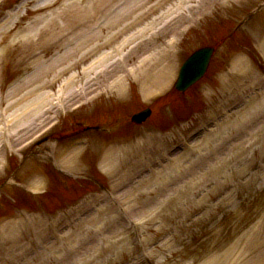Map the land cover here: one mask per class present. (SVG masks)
Returning a JSON list of instances; mask_svg holds the SVG:
<instances>
[{"label":"rangeland","instance_id":"rangeland-1","mask_svg":"<svg viewBox=\"0 0 264 264\" xmlns=\"http://www.w3.org/2000/svg\"><path fill=\"white\" fill-rule=\"evenodd\" d=\"M68 1L49 0V8L56 9ZM5 2L4 7H9L10 0ZM36 3L37 0H31L24 5L26 7L18 11L23 15L20 19L22 24L31 18L33 14H30L29 10L35 7ZM254 5L255 3L250 7L253 8ZM250 7L248 9L241 6L223 12L218 6H212L200 21L194 22L185 32L181 30L178 38L184 53L202 43L213 44L223 35L227 36V41L218 49L219 53H216L206 77L195 87V94L193 89L189 91L195 96L198 94V98H201V101L204 99L206 104L199 102V105L195 106L196 109L192 106L176 108L178 115L174 114L172 119L170 118L172 123H169L173 127L159 136L162 139L160 148L157 144L153 147V142L149 140H139L142 141L139 150H129V153L125 151L126 154L118 157L115 168L106 171L97 165L93 153H89L86 158L79 159V162L69 166L71 175L62 186L46 166L31 164L21 170H14L18 184L28 183L40 176L45 180L42 191L45 193L43 194L48 210L45 209L46 212L41 213L44 219L40 218L44 220L47 229L57 231L56 216L70 223L67 233L53 240L50 246H42L44 256L41 254L27 259L23 264H38L41 261L42 264H261L262 261H259L255 254L264 248V241L260 245L252 239L255 233L264 240V151L259 156L250 149L256 148L252 146H255L256 142H252L258 139L259 130L264 129V114L251 117L252 121L240 124L233 131H224L227 123L238 119V113L243 112L241 109L231 116L224 117L227 119L223 122V128L219 126L205 136L211 138L206 145L199 139L195 147L197 151L169 155L163 166V174L174 173L178 166L181 169L180 174L172 176L170 182L164 186L166 192L161 198L157 192L152 191L148 193L151 197L149 201L147 197L140 198L136 195L144 188L155 186L154 180L151 179L159 172L157 170L163 167L148 166L151 168L140 174L134 173L139 168L137 166L142 164L138 160L145 163L148 159L156 158L159 153H165L166 146L171 141L182 143L183 139L180 138L185 137L189 126L195 124L191 129L199 126L205 114L240 95L243 90L250 88L253 82H258L254 77L259 78L257 74L260 73L253 59L247 55L255 51L254 54L264 62V53L261 50L264 36H261V32L248 29L242 24L234 28L237 21L251 11ZM165 36L160 37L159 41H163ZM178 47L176 45L175 48ZM181 54L179 51V55ZM33 57L24 49L12 50L9 55L11 64L5 68V75H0V127L6 128L15 144L21 141L22 137L21 133L16 135L11 118L15 120L17 113L21 112H18V107L21 106H13L12 103L14 100L21 101L16 100L19 95L26 96L28 84L22 85V82L34 73H30L31 70L25 67L23 75L19 77L17 71L23 66L25 58L32 60ZM236 57H240L241 62L233 67L237 62L234 61ZM14 82L19 83V91L16 94H13ZM126 86L128 92L126 91L122 98L109 92L107 98L100 102V108L90 112L84 104L73 114L71 120L87 119L93 122V116L111 110L122 116L119 124L123 126L117 129V134L123 136H129L135 130L153 131L154 121H158L156 126L159 130L168 125L167 119L157 114L170 106L164 108L160 105L153 107L150 121L142 123L138 129L129 123L126 124L129 112L145 105L141 82L129 78ZM27 96L29 97L28 94ZM27 96L24 104H29L31 100ZM172 97L175 102L177 97ZM69 103L75 101L70 99ZM30 130L22 132V136ZM138 134L140 137L141 134ZM147 149L150 152L144 151ZM34 160L30 159L28 162ZM23 161L28 163L26 159ZM240 167L241 171H238ZM8 168H11L9 164ZM157 175L162 176L160 173ZM138 178L142 180L138 181ZM0 180H3V176ZM87 180H92L90 186L88 182L85 183ZM122 182L127 183L126 189L116 192L117 185ZM14 191L16 193L12 195L15 199L24 195L19 189ZM112 192L116 193L114 195L118 200L125 199L129 202L130 209H127V219L124 221H130L131 225L124 226L122 218L114 217L112 209H109L119 206L120 201L112 199L108 204L109 208L106 202H97L99 197L114 196ZM170 197L171 200L166 205L164 199ZM1 201L6 204L7 210L0 213V216L12 214L13 208L7 199ZM86 202H90L88 205L92 208L84 213L82 208ZM19 203L26 210H20L26 217L34 218L39 215L35 212L36 207L32 201L23 200ZM77 204L78 206L73 208ZM161 208L163 209L160 210ZM69 211L72 213H67ZM83 215L87 216L85 221L82 219L79 223L75 220L70 222L71 219ZM103 217L106 218L102 224L103 228H95ZM89 227V231H86ZM39 228L38 225L30 226L22 234L20 239L24 242L23 246L41 241L40 235L46 229L39 234ZM41 228H44V225ZM7 244L10 243L5 242L0 249V264H8L6 262L9 255L4 252V246Z\"/></svg>","mask_w":264,"mask_h":264},{"label":"bare ground","instance_id":"bare-ground-1","mask_svg":"<svg viewBox=\"0 0 264 264\" xmlns=\"http://www.w3.org/2000/svg\"><path fill=\"white\" fill-rule=\"evenodd\" d=\"M101 5L103 6V9H102L101 12H99V7ZM108 8H109V5L107 4V0H89V1H86V2H84V1L78 2V1L72 0L71 2H68L66 4V7H65L64 11L61 13L62 15L60 16V18H61V20H64L63 23H66V24L69 25V27L74 28L78 24L85 25L87 23V21L82 20L80 22V19L82 17L84 18L85 16L90 15L93 12H95V14H98L99 13V17H96V19H99V18L107 19V18H109L108 16H111L112 13L107 11ZM124 8L125 7H123L122 10ZM115 14H117V15L119 14V16H117L118 18H121L123 16V13L121 14L119 12V10ZM77 17L79 18V22H77V20H76ZM117 17H116V19H117ZM110 20H113V19L109 18L108 21H110ZM110 23H111L110 25H112V22H110ZM66 24H62L63 27L65 26V28H63L62 30L64 31V33H70L71 32V29ZM152 26H153V24L149 25V27H152ZM35 27L36 26H33L30 29H33ZM114 28H115V32H113L114 33V36L115 37H118L121 34V32L123 31V29L122 30H116V28H117L116 26H114ZM133 38H134V36H132L131 34H129V37L126 39L127 41L122 42V44L116 45L117 48L116 47H113L111 50L113 52H117L119 49H121V45L130 42L131 39H133ZM66 42H68V40L65 41L64 43H66ZM129 57H130V53H125L124 54V58L128 59ZM67 58L68 57H61V58H58V60L64 61L63 59L66 60ZM98 60H99L98 63H101L102 64L101 69L98 71V74H106V73H109L110 72V69L112 70V68L115 67V66H110L108 64V58L105 57V56H102L101 58L99 57ZM52 62L56 63V60H53ZM145 65H146V59H143V60H141L138 63L137 66L134 65L135 67H132V69L130 70L129 74L131 76L136 77V78H141L140 79V82L142 84V87L145 85V87H143L144 88L143 91H144V93L147 96L148 94H150L152 91H154L156 89L160 90V89H164L166 87L167 83L169 82L168 79H170V77H171V74H170L171 73V70H170V67H168V69H169L168 70L169 73H168L166 71V69L163 70L162 68H154V67L149 68V66H145ZM45 68H47V67H45ZM45 68H43V69H45ZM68 68H70V65H68V59H67V64L65 65V69H68ZM98 68H99V66H97L95 69L92 68V66H90V67H87L85 69V71H87V72H93L94 71L95 72V71L98 70ZM57 76H59V75H57ZM90 83L91 82H89V81L85 82V86H87ZM95 83L98 84V85H100V88L101 89L106 90V89L109 88V86L106 85L102 79L96 80L93 84H95ZM73 90H74V88H72V92H70V96L73 95V92H74ZM21 98H23V97H21ZM15 104L18 105V104H22V103H21V101H15L14 100L13 103H12V105L14 106ZM31 105L32 106L36 105V99L35 98L32 99ZM25 112H26V114H24L23 116L22 115H18L17 116V120H18V123L19 124L21 123L22 126L27 127L29 125H32V122L30 120L31 119V116H28V115L29 114H32L33 115V114H35V112L32 111V110H30V109H28ZM246 119H247L246 116H243V117L239 118L238 121L235 123V125L236 124H239V123H241L243 121H245ZM205 136H206V134L204 133L203 136H202V138L200 139L201 141L202 140L204 141V145H206V143L208 142L207 139H205L206 138ZM72 158H74V157H70L69 160L71 161ZM175 159H178V158H175ZM115 163H116V160L115 159L110 160V161H105L103 163V165H102L103 166V169L105 171L106 170L113 169L116 166ZM161 167H163V166H161ZM180 169H181V167L178 166V168L174 171V173H172V174L166 173V175H165V174H163L164 167L163 168H160L157 171H159L158 173H160L162 176L161 177H158V175H157L158 173H157L151 179V181L154 180L153 183L155 184V186L154 187H151V188H147V189L144 188V189L140 190L137 193L136 196H138L140 198L141 197H144V198L147 197V199L149 201V199L151 197L148 196L149 195L148 193H150L152 191V192H157L159 194V196H160L159 198H161L162 196L165 195V192H166L164 186L170 182V179L172 178V176H177L178 174H180L179 173L180 172ZM187 169H190V168H187ZM157 171H155V172H157ZM141 180H142V178L139 181H141ZM33 183H34L35 188L40 187L39 186L40 181L38 182V180H37V181H34ZM139 188L137 190H139ZM125 192H124V194H125ZM154 198H156V197H154ZM170 200H171V197L170 198H166V199H164V203L167 205L170 202ZM162 209L163 208H161L160 210H162ZM86 217L87 216H85L84 219H87ZM105 220H106V218L103 217L101 219L100 223L98 222V226H96V227L93 226V227L100 229L102 227V224L105 223L104 222ZM88 229H90V227ZM10 230H11L10 232H12L14 229H10ZM14 235H15L14 238H17L19 236V232H16L15 231L14 232ZM49 245H51V243ZM225 255H226V253H225Z\"/></svg>","mask_w":264,"mask_h":264}]
</instances>
